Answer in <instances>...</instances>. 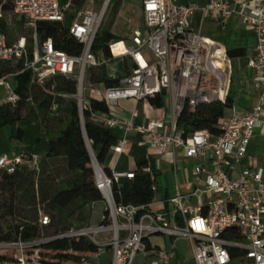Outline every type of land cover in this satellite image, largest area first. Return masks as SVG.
Returning a JSON list of instances; mask_svg holds the SVG:
<instances>
[{
    "label": "built area",
    "instance_id": "built-area-1",
    "mask_svg": "<svg viewBox=\"0 0 264 264\" xmlns=\"http://www.w3.org/2000/svg\"><path fill=\"white\" fill-rule=\"evenodd\" d=\"M79 1L12 0L9 21L17 19L24 32H32V53L29 58L25 36L11 42L0 34V63L22 66L20 71L0 76V86L7 91V106L15 107L20 100L10 80L29 71L32 83L38 86L55 76L74 78L76 94L62 97L76 100L79 116L82 117L84 109L90 111L89 100L82 93L85 73L87 69H97L107 63L96 57L91 48L114 0H103L98 10L74 9ZM88 5H94V1L90 0ZM141 5L143 31L131 36L130 46L124 53L114 56L112 52L113 58L129 61L128 73L119 80L118 87L103 88L106 92L103 100L110 113L92 114V120L108 129L123 128L125 132L143 135L150 150L173 155L174 170L176 155L200 160L203 165L195 166L193 175L198 180L203 179V185L185 194L176 187L163 201L167 209L156 212L152 210L155 197L141 206L116 203L113 186L134 179L133 172L113 171L108 176L101 167L94 168L96 188L106 204L99 225L72 229L42 241L2 242L0 254L14 257L9 264H58L45 245L55 240L78 238L92 244L95 251L77 253L79 260L61 264H96L94 261L107 250L112 252L107 264H134L136 256L146 251L147 238L153 235H165L173 241L181 237L189 239L193 243L196 264H264V170L244 168L239 174L231 175L245 158L254 130L264 125V0H233L232 5L210 0L204 8L194 4L178 6L175 0H142ZM198 11L217 13L223 23L231 15H237L254 31V57L247 65L259 74L262 91L249 112L224 117L218 137L199 134L185 139L176 124L183 110L187 107L193 112L200 104L223 102V89L227 85L225 55L190 28V20ZM67 18L70 21L68 38L81 45L77 56L57 50L52 39L40 41L36 34L39 23L63 24ZM2 19L0 7V21ZM112 77L115 78L114 74ZM157 96H162L164 102L167 96L169 115L163 106L158 119L134 125L137 104ZM128 99L134 101L135 107L122 122L113 112L119 100ZM125 144L126 139H123L110 151L120 155ZM37 161L27 153L14 157L0 154V171L12 174L21 166L34 169ZM141 172L151 175L156 170L149 162ZM152 191L155 194L158 191L155 184ZM191 199L197 204H191ZM40 223L47 225L48 218L41 216ZM157 255L158 260L153 264H169L174 252L161 250Z\"/></svg>",
    "mask_w": 264,
    "mask_h": 264
},
{
    "label": "trees",
    "instance_id": "trees-1",
    "mask_svg": "<svg viewBox=\"0 0 264 264\" xmlns=\"http://www.w3.org/2000/svg\"><path fill=\"white\" fill-rule=\"evenodd\" d=\"M86 1L76 2V8H81ZM0 7L4 15L0 21V34L6 35L11 42L25 36L27 52L31 58L32 32L15 37L10 24L13 21L8 18L12 11V0H0ZM67 19L63 24L39 23L36 34L40 41L52 39L57 50L77 56L81 52V45L68 38L70 21ZM16 28L21 30V24ZM116 39L119 37L110 31L97 34L91 48L96 57L107 62L97 69H91V83L104 89L118 87L119 80L128 73L129 61L112 56L114 50L111 44ZM226 55L230 59L239 58L244 56V51H227ZM117 63L121 67H116L113 78L107 67ZM21 69L20 64H3L0 75ZM13 82L14 91L20 100L15 107H0V129L10 127L13 138L21 140L23 132L19 124L37 115L45 136L37 143H46L48 152L46 159L39 161L34 169L21 166L12 174L0 171V242H34L42 237L51 239L72 229L87 227L91 204L102 200L96 188L90 153L104 173L110 176L106 160L111 148L117 143L113 130L92 120V114L110 113L105 100L89 99L90 111L84 109L82 113L90 152L84 139L76 100L70 98L65 108L62 105L65 99L62 96L72 97L77 92L74 78L55 76L43 86H38L32 83L31 72L23 71L14 76ZM149 103L155 108H162L164 98L157 96L149 100ZM232 106L233 99L228 95L223 102L200 104L193 112L186 107L178 118L177 128L182 131L185 139L199 134L218 137L226 112ZM26 109L28 114L23 118L22 112ZM51 122H55L54 127L50 125ZM147 164L146 160L138 161L131 171L134 179L113 186L117 204L141 206L153 200L155 193L152 186L157 175L154 172L151 175L141 172ZM61 175L65 178L59 181ZM41 216L48 218L47 225L40 223ZM45 249L53 254L52 259L57 260L58 264L79 260L80 257L75 256L77 253L89 254L95 251V247L82 238L55 240L47 243ZM13 261V255L0 254V264Z\"/></svg>",
    "mask_w": 264,
    "mask_h": 264
},
{
    "label": "crops",
    "instance_id": "crops-1",
    "mask_svg": "<svg viewBox=\"0 0 264 264\" xmlns=\"http://www.w3.org/2000/svg\"><path fill=\"white\" fill-rule=\"evenodd\" d=\"M87 0L81 8L88 7ZM95 2V0H93ZM123 0L117 1L123 4ZM222 2L232 5L233 0H221ZM250 1V0H248ZM142 0H140L141 12L139 14V23L135 32H142L144 29L143 13H142ZM210 0H175L178 6H186L194 4L199 8H204L209 4ZM74 4L73 8H76ZM80 9V8H79ZM14 23L22 26V23L14 19ZM140 28V30H139ZM190 28L192 32L201 38L210 42L214 48L220 50L225 55V68L227 85L223 89V99L228 95L233 99V106L226 112V116L237 114L244 115L249 112L255 105L258 94L262 89L260 88V76L256 70L248 67L247 63L254 57V49L256 39L254 31L247 26L237 15H231L223 23L217 13H205L198 11L190 20ZM132 34V35H133ZM131 35V36H132ZM117 36V35H115ZM123 38L127 47L130 46V38ZM243 50L244 56L239 58L230 59L227 57V51ZM3 69V64L0 63V73ZM116 71V70H115ZM115 71L114 74L115 77ZM2 76V74L0 75ZM13 86V79L10 80ZM100 87V86H99ZM7 91L3 86H0V107L6 104ZM92 99V98H88ZM123 101L122 106L120 102ZM135 104L133 100H119L113 114L118 117L122 122L128 119V114L134 109ZM168 115L170 113L169 107L165 105ZM160 108H155L150 105L149 101H141L136 106L138 113L137 118L134 120V125H145L151 120L158 119ZM28 114L27 109L23 110L22 117ZM23 136L21 140L13 138L12 129L4 127L0 129V154H5L9 157H14L17 154L27 153L35 156L38 161L46 159L48 146L46 143H37L42 140L44 132L41 126L40 118L35 115L24 119L19 124ZM116 137L117 143L126 139V144L123 148L122 154H114L109 152L106 160V166L110 172H131L136 163L140 160H146L151 163L156 170L155 185L158 191L155 194L156 204H153L152 210L162 212L167 209V204L163 202L176 191V187L182 194L190 192L191 190L201 187L203 179H199L193 175V168L198 165H203L200 160L184 158L176 155L175 170L173 167V155H162L154 150H150L147 146L146 139L143 135L134 131L125 132L123 128L111 129ZM264 143V125H261L254 130L250 144L247 149V154L242 162L235 167L232 176L241 172L244 168L250 170H264V148L260 144ZM158 181L161 184H158ZM125 182V181H123ZM122 182V183H123ZM154 199V198H153ZM163 202V203H160ZM191 204L196 205L197 201L191 199ZM104 215V213H103ZM102 215V217H103ZM155 236L153 240L151 237ZM147 238V249L144 253L136 256L134 264H153L158 260V251H165L167 253L174 252L173 258L169 264H196L193 254V243L184 237L177 238L175 241L165 235H153ZM106 237H109L107 235ZM174 243V244H173ZM173 245L175 246L172 249ZM112 257V252L107 250L103 253L97 263H109ZM104 263V264H105ZM106 263V264H107Z\"/></svg>",
    "mask_w": 264,
    "mask_h": 264
},
{
    "label": "rangeland",
    "instance_id": "rangeland-1",
    "mask_svg": "<svg viewBox=\"0 0 264 264\" xmlns=\"http://www.w3.org/2000/svg\"><path fill=\"white\" fill-rule=\"evenodd\" d=\"M123 4L118 3L117 1H112L107 13L105 14L104 20L101 24V27L98 31L99 35H102L105 32L110 31L111 34L117 35L119 39H116L115 41L112 42L111 47L114 50V56H118L120 53H124L127 49V44L121 40L124 37L129 38L133 32L135 31V25L137 27L139 23V14L141 10L140 6V0H123ZM103 0H95L94 5H88V8H92L95 10H98L102 6ZM14 29V36L18 35H24L25 32L21 30H18L16 27L17 25L14 23H10ZM140 30V28H139ZM13 36V37H14ZM121 64H110L107 68L110 71V73H113L116 70V67L120 68ZM93 70L87 69L85 73V78H84V85H83V97L85 99L92 98V99H97L101 100L105 97L106 92L103 89V87H98L97 85H94L91 83V73ZM67 100L64 99L62 102L63 108L67 105ZM123 101L120 102V106L123 105ZM165 105L168 106V99L167 96L165 97ZM52 127H54L55 122H51L50 124ZM261 148H264V143L261 142L260 144ZM264 158V157H261ZM264 162V160H262ZM61 178H65L64 175H61L59 178V181ZM158 184H161V182L158 181ZM106 210V204L103 200L95 202L91 204L90 206V214L89 218L87 221V227H96L99 225L102 215ZM156 238L155 236L151 237V240ZM45 240V237H42L40 240L37 241H42ZM2 243V242H0ZM94 263L97 264V261H94ZM102 264L105 263L104 260L101 262ZM107 263V262H106ZM105 263V264H106Z\"/></svg>",
    "mask_w": 264,
    "mask_h": 264
},
{
    "label": "water",
    "instance_id": "water-1",
    "mask_svg": "<svg viewBox=\"0 0 264 264\" xmlns=\"http://www.w3.org/2000/svg\"><path fill=\"white\" fill-rule=\"evenodd\" d=\"M162 95H163V96L165 95V92H164V91L162 92ZM80 122H81V126H82V131H83V134H84V139H85V141H86V143H87V138H86V135H85L84 126H83V121H82V117H81V116H80ZM87 147H88V149H89V151H90V147H89L88 143H87ZM90 152H91V151H90ZM90 154H91V157H92V166H93V169L99 167V165H98L97 162L95 161V159H94L92 153H90Z\"/></svg>",
    "mask_w": 264,
    "mask_h": 264
},
{
    "label": "bare ground",
    "instance_id": "bare-ground-1",
    "mask_svg": "<svg viewBox=\"0 0 264 264\" xmlns=\"http://www.w3.org/2000/svg\"><path fill=\"white\" fill-rule=\"evenodd\" d=\"M120 54H122V53H120Z\"/></svg>",
    "mask_w": 264,
    "mask_h": 264
}]
</instances>
